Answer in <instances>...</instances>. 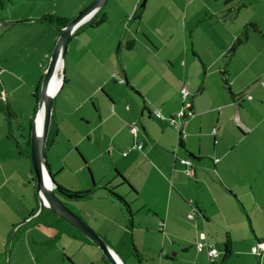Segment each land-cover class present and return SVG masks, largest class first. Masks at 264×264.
<instances>
[{"label": "crops", "instance_id": "crops-1", "mask_svg": "<svg viewBox=\"0 0 264 264\" xmlns=\"http://www.w3.org/2000/svg\"><path fill=\"white\" fill-rule=\"evenodd\" d=\"M157 1L167 13L171 11L173 0ZM138 2L127 0L128 11L136 9ZM201 2V8L190 17L200 18L189 27L190 33H195L200 20L206 26L192 37L193 46H187L188 8L178 32L180 43L174 40L169 46L174 37L170 27L169 40H158L155 46L150 40L140 43L135 31V35L132 31L126 35L121 20L119 28L104 26L112 19L105 4L107 21L80 30L66 48L60 72L63 83L53 98L50 125L58 133L63 125L77 129V119L84 126L92 124L95 144L92 153L85 151L84 157L79 153L81 160L73 173L80 179L68 187L77 192L95 190L81 201L74 199L76 204L68 203V207L125 264H210L205 253L196 250L202 235L216 246H223L229 238L231 252L224 264H264V251L260 255L251 251L257 242H264V0ZM226 10L228 15L222 17ZM42 14L14 15L10 11L0 20V38L6 45L0 54L4 53L3 62L11 60L7 66L0 62V91L13 120L24 116L15 92L20 85L16 81L23 78L18 69L25 64L26 46H43L42 33L55 31L36 20ZM248 24L245 41L227 59L230 45ZM56 40L55 35L53 45ZM16 59L23 63L15 66ZM223 67L231 93L220 79ZM182 84L188 87L193 116L184 120L186 138L176 155L189 158L188 153L194 154L191 177L173 156L177 133L169 124V118L183 105ZM155 111L162 119L155 117ZM133 122L139 125L135 137L129 130ZM5 128L0 140V203L10 208H0V264L6 259L12 232L8 264H105L94 244L33 221L39 202L37 189L27 186L31 168L23 149L14 142L13 146L7 136L12 131L9 124ZM134 142H140L141 148L133 149ZM98 161L101 169L94 172L99 180L96 184L89 167ZM46 165L51 175L55 169L62 171L57 165ZM27 187L32 189L36 206L18 208L11 197ZM106 188L122 196L129 210ZM21 197L24 201L23 192ZM126 234L140 259L127 256ZM63 237L78 242L74 251L67 252ZM59 240L61 255L57 252ZM78 252L82 256L75 258ZM223 258L221 250L216 264Z\"/></svg>", "mask_w": 264, "mask_h": 264}, {"label": "rangeland", "instance_id": "rangeland-1", "mask_svg": "<svg viewBox=\"0 0 264 264\" xmlns=\"http://www.w3.org/2000/svg\"><path fill=\"white\" fill-rule=\"evenodd\" d=\"M89 0H19L17 3L8 6L6 9L0 10V20L6 18L11 11L12 14H21L25 15L26 13H29V11H32L33 13H38L39 11H42L43 13H54L59 16L68 17L70 19H73L81 10H83L87 5H89L93 0L88 2ZM131 2L133 0H130ZM139 0H137L138 2ZM85 4L82 6V4ZM173 7H171V11L168 13L164 10L165 8L163 5H160L159 1L157 0H147L145 6L142 8L141 16L140 18H131L133 13L135 12V7L132 12L130 10L128 11V4L127 0H108L106 2V9H109L112 13V19L111 23L109 25L104 26H110L112 28H119V21H122V26L124 27V31L127 35L129 31H132V33L135 35L137 34L138 41L140 43L147 42L148 40L152 41L155 46H157L158 40L162 42L169 40V35L171 30H169L170 27H172L173 31V39L170 42L169 46L175 44L174 40H179L178 43H180V26L184 25L185 23V15L184 12L186 8H188V18H190L196 11L201 8L202 2L201 0H173ZM136 8L139 5V2L136 4ZM177 5V7H176ZM78 7H82L80 10H78ZM164 8V9H163ZM183 11V14L180 12ZM128 13V14H126ZM180 16H177L179 15ZM180 17V18H179ZM200 17V16H199ZM205 17V16H204ZM196 16L189 19L188 27H187V46H193V39H195L196 32L201 33L204 29V26H206V23H204V20H200V26L197 29H194L190 33L189 27L195 23H197ZM187 21V19H186ZM136 27L138 29V32L136 31ZM139 27V28H138ZM135 31V33H134ZM59 36V32L57 30L55 31H44L42 33V40L43 46L39 47H32L26 46V59L24 61V65L21 66L18 69V72L23 76L20 82L16 81L17 83H20V85L17 87L15 96L20 100L21 103V111L24 113V116H19L18 120H13L10 117L9 107L6 105V100H1V104L5 108V110H0V140L4 138L5 136V123L9 124L10 129L12 130V135L15 138V141L12 139V144L15 146L14 143H17L20 145L22 149H25V136H27V133L29 132L28 128V122L30 118H32V115L34 113V108L36 107L37 103L35 101V90L37 83H39L40 78L42 77L44 72H40L42 67H47L48 61L50 58V55L53 51L54 45L52 44L54 41V36ZM192 35V36H191ZM27 39L29 40L30 37L28 36ZM38 35L37 40L38 41ZM156 42V43H155ZM56 43V42H55ZM118 43V41H117ZM116 43V46H117ZM177 43V44H178ZM0 52L2 51V46H6L4 41L0 38ZM140 46V44H138ZM22 49V46H20ZM48 52V57L45 58L44 54ZM9 55V53H7ZM22 55V54H21ZM4 59V53L0 54V62L3 63L4 66L11 65V60H8L6 62H3ZM23 63L22 59H16L15 60V66L18 65V63ZM1 69V68H0ZM41 73V74H40ZM7 80V78H6ZM121 81V80H120ZM1 83V82H0ZM6 88H8L6 86ZM1 89V87H0ZM39 95V92H38ZM62 95V94H61ZM61 95L58 97L60 100ZM0 96H5L4 92L0 91ZM27 99H29V102H26ZM19 109V108H18ZM64 109H66V106H64ZM67 110V109H66ZM18 112V111H17ZM65 117V116H64ZM77 124L79 127L72 128L68 126H61L60 131L57 133V136L55 138V144L50 147L46 151V162L50 165H57L59 167L58 169H62L60 172H55L52 175L54 183L58 186H60L58 183H61L65 185V189L69 190L68 187H74L75 185H72L76 182V180L80 179L79 175H75L73 173L74 168L78 164V161L81 160V157L79 153H86L85 151H88L89 153L93 152L94 147V134L91 131L92 124L84 126V124L80 123L77 119ZM3 126V128H1ZM14 142V143H13ZM17 146V145H16ZM83 156V154H82ZM84 157V156H83ZM27 158V164L28 167L31 168V179L27 180V186H30L33 190L36 189V180L35 176L31 167V160L30 158ZM91 167H89L93 178H95L94 182L97 184L99 180L97 179L94 172H99L101 169V161L96 162V164H90ZM57 169V170H58ZM56 173V174H55ZM84 175V173H83ZM82 175V176H83ZM97 181V182H96ZM89 185V184H87ZM30 187L22 188L21 192L18 193V195H12L11 201L16 205L18 208H35L36 202L34 201V197L32 194V189L30 190ZM62 187V186H61ZM64 188V187H63ZM73 192H77L74 190H71ZM25 195V200L23 201V197H21V194ZM96 193V192H95ZM94 193V194H95ZM1 198V197H0ZM67 203L73 202L72 205H75L76 202H74V199H63ZM25 206H24V205ZM13 205V204H11ZM13 208V206H11ZM0 208H10L8 205H3L0 203ZM39 208V204H38ZM101 208H107L108 207H101ZM39 212V209H38ZM37 212V213H38ZM192 212V211H191ZM37 213H34L33 216H36ZM243 215L244 212L242 211ZM5 221V216L2 217ZM65 238V240L68 242L67 246V252L74 251V246L78 244L76 241H69L68 238ZM62 240V237H61ZM61 240L58 242L59 245V252L61 255V249H62V243ZM96 246V245H94ZM73 247V248H72ZM220 250H223V246H218ZM96 248H98L96 246ZM8 249V246H7ZM73 249V250H71ZM100 251L101 255L102 252ZM65 253V252H64ZM204 253V252H203ZM66 254V253H65ZM82 256L80 252H78L75 256ZM83 258V257H82ZM207 258V257H206ZM66 259V258H65ZM7 256L4 261V264H8Z\"/></svg>", "mask_w": 264, "mask_h": 264}, {"label": "water", "instance_id": "water-1", "mask_svg": "<svg viewBox=\"0 0 264 264\" xmlns=\"http://www.w3.org/2000/svg\"><path fill=\"white\" fill-rule=\"evenodd\" d=\"M108 0H93L83 10H81L73 19L60 29L59 36L50 55L48 65L42 75L37 105L31 120L29 129V145L31 167L36 180L37 197L39 202V211L43 208L50 209L57 217L61 218L68 225L82 233L92 244L96 245L102 252L109 264H125L117 254L110 248L107 241L94 230L81 216L68 208L62 199L57 195L60 194L69 199H80L81 194L65 192L57 187L54 183L47 165H46V141L51 122L53 98L63 83V75L60 74L61 80L58 87L52 91L50 89L52 79L56 75L58 64L61 62L63 68V59L67 45L73 32L82 24L87 22L100 8H102ZM147 0H142L141 6H145ZM61 68V69H62ZM42 109L41 130H36V120L39 111ZM188 156L195 159L194 154L188 153ZM46 177L49 185L46 183ZM57 194H56V193ZM13 232L9 238L7 256L9 254V246L11 244ZM223 252V251H222Z\"/></svg>", "mask_w": 264, "mask_h": 264}, {"label": "trees", "instance_id": "trees-1", "mask_svg": "<svg viewBox=\"0 0 264 264\" xmlns=\"http://www.w3.org/2000/svg\"><path fill=\"white\" fill-rule=\"evenodd\" d=\"M19 0H0V10H3V9H6L8 6L10 5H13L15 3H17ZM224 1V4H228L230 1L232 0H223ZM141 3H142V0H140L139 2V5L138 7L136 8L135 12L133 13L132 17L131 18H140L141 16V12H142V8L144 6H141ZM104 6L102 8H100L87 22H85L84 24L80 25L72 34V36L78 34L80 32V30L86 28V27H95V26H98L104 22L107 21V13L105 12L104 10ZM226 15H228V10L225 11V13L223 14L222 17H225ZM37 21H39L40 23L48 26L49 28L51 29H55L57 30L59 33H60V29L65 26L71 19L68 18V17H64V16H59V15H56L54 13H44L42 14L40 17H38L36 19ZM251 26V24H248L246 25L243 30L240 32V34L238 35V37L236 38V40L230 45V48L228 49V51L226 52V58L229 59V57L233 54L236 46H238L239 44L243 43L247 37V31H248V27ZM129 47V46H128ZM220 79H221V82H222V85L223 87L228 91L230 92V88H229V82H228V78H227V73H226V70L224 69V67L221 69L220 71ZM123 80V79H122ZM40 83H41V80L39 81L38 85L36 86V90H35V101L37 103V99H38V92H39V89H40ZM123 83H125V80H123ZM231 93V92H230ZM1 102V100H0ZM36 108V107H35ZM35 108H34V112H35ZM191 109V107H190ZM0 110H5V108L3 107V105L0 103ZM10 114L12 115L11 111L9 110ZM193 112V111H192ZM34 115V113H33ZM32 115V117H33ZM174 116V115H172ZM171 116V117H172ZM156 117V116H155ZM170 119V118H169ZM31 120L32 118H30L29 122H28V128L30 129V125H31ZM170 124V123H169ZM171 126V124H170ZM173 127V126H172ZM174 128V127H173ZM175 130V129H174ZM176 131V130H175ZM56 129L50 125V128H49V132H48V137H47V141H46V149L52 145L54 143V138L56 136ZM177 133V142H176V145L174 147V149L176 148V152H177V149L181 146V144L183 143V141L185 140H182L179 136V132L176 131ZM7 136L14 140L15 141V138L13 137L11 131H8V134ZM140 143V142H139ZM25 146L26 148L21 150L22 154L25 155L26 157L30 158V145H29V132L27 133V136H25ZM134 149V148H133ZM174 149H173V156H174ZM175 159H177L179 161L180 158L177 157V155L174 156ZM186 159H189L191 164H192V161L189 158H186ZM184 166V165H183ZM193 167V165H192ZM184 171H185V166H184ZM186 174V172H185ZM187 175V174H186ZM52 176V175H51ZM188 176V175H187ZM57 187L63 189L65 192H68V193H72L71 191L69 190H66L65 188L61 187V186H58ZM107 189V188H106ZM95 189L91 188V189H88V190H85V191H82V192H76L78 194H81L82 197L80 199H76L77 201H81L83 200L84 198L86 197H89L90 195L93 194ZM108 192L117 200L121 201L125 207L127 208V210H129L128 208V204L126 203V201L124 200V198L120 195H118L116 192H114L111 188L107 189ZM56 193V192H55ZM57 194V193H56ZM61 199L62 201L65 203V205L68 207V203L65 202L63 199H69V198H65L63 197L62 195L60 194H57ZM69 208V207H68ZM195 210H197L195 208ZM73 211V210H72ZM38 210H36L35 213H37ZM75 212V211H73ZM76 214H78L77 212H75ZM79 215V214H78ZM33 221L37 224V223H44V224H47V225H51L52 227H54L58 233L60 234H65L67 236H69L70 238H73V239H78V240H81L83 242H86V243H91L92 242L87 239L82 233H80L79 231H77L75 228H73L72 226L68 225L66 222H64L61 218L57 217L50 209L48 208H43L41 211H39L37 213L36 216H34V219ZM126 239L124 238L123 242H126L127 243V246H128V251H127V256H135L137 257L138 259H140V254H138V252L136 251L133 243H132V238L130 237L129 234H126L125 235ZM259 242H257L254 246H256ZM215 245V244H214ZM216 246V245H215ZM253 246V247H254ZM218 249L219 247L216 246ZM252 247V248H253ZM252 248H251V251H252ZM220 250V249H219ZM224 250V251H223ZM223 252H224V258L222 260L221 263L219 264H224L226 261H227V257L229 255V253L231 252V247H230V240L229 238L225 240V242L223 243ZM222 252V253H223ZM253 252V251H252ZM263 251H261L259 254H256V255H260ZM220 254H221V250H220ZM255 254V253H254ZM64 258L68 259L65 255H64ZM102 260L104 261L105 264H109L105 257L102 255ZM218 261V260H217ZM216 261V262H217ZM216 262H212L210 264H216Z\"/></svg>", "mask_w": 264, "mask_h": 264}, {"label": "built area", "instance_id": "built-area-1", "mask_svg": "<svg viewBox=\"0 0 264 264\" xmlns=\"http://www.w3.org/2000/svg\"><path fill=\"white\" fill-rule=\"evenodd\" d=\"M121 82H123L122 79H121ZM180 94L183 100L182 108L179 111H177L174 114V116L170 117L169 123L171 124V126L174 127L176 131L179 132L180 138L184 140L186 138V133L182 130L184 120L186 118L193 116V112L190 109L191 104L187 100V97L189 95V90L186 84H182L181 89H180ZM0 99L5 100V96H0ZM154 115L157 118L162 119V116L160 115L159 112L155 111ZM138 129H139V125L135 122L129 125V130L131 134L133 135V137L136 136ZM213 132H215V129L213 130ZM131 147L134 149H140L141 143L134 142ZM123 155H126V152H124ZM175 155H176V148L174 149V156ZM179 162L185 166V172L189 177L194 175L193 167L189 159L180 158ZM195 211L196 210L193 209L192 212L188 215V218H192ZM159 225H162V223L160 222ZM201 237L202 238L196 242V250L198 252H204L209 263L216 262L220 256V250L212 242L208 241L205 238V236L202 235ZM252 251L255 254H259L261 251H264V242H259L256 246L252 248Z\"/></svg>", "mask_w": 264, "mask_h": 264}, {"label": "bare ground", "instance_id": "bare-ground-1", "mask_svg": "<svg viewBox=\"0 0 264 264\" xmlns=\"http://www.w3.org/2000/svg\"><path fill=\"white\" fill-rule=\"evenodd\" d=\"M61 68H62L61 62H59L56 75L53 77L52 83H51V87H50V89L52 91H54L58 87V85L60 83V80H61V76H60ZM41 120H42V109L39 111L38 116H37V120H36V130H37V132H40V130H41ZM46 180H47L46 183L49 185V180L47 179V177H46Z\"/></svg>", "mask_w": 264, "mask_h": 264}]
</instances>
